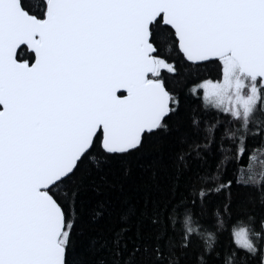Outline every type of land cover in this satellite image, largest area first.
I'll return each instance as SVG.
<instances>
[{"label":"snow or ice","instance_id":"obj_1","mask_svg":"<svg viewBox=\"0 0 264 264\" xmlns=\"http://www.w3.org/2000/svg\"><path fill=\"white\" fill-rule=\"evenodd\" d=\"M0 264H264V0H0Z\"/></svg>","mask_w":264,"mask_h":264},{"label":"trees","instance_id":"obj_2","mask_svg":"<svg viewBox=\"0 0 264 264\" xmlns=\"http://www.w3.org/2000/svg\"><path fill=\"white\" fill-rule=\"evenodd\" d=\"M179 86L182 87L183 82H181ZM192 107L195 108L197 106L193 104ZM133 179L135 180V183L132 184L130 187L129 185H126V188H128L127 195L129 196L130 200L135 201L143 196L142 182L148 179L147 172L142 173L139 169H134ZM117 194L119 193L114 191L113 195Z\"/></svg>","mask_w":264,"mask_h":264}]
</instances>
